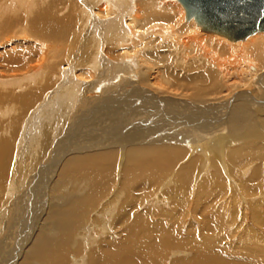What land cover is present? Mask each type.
Wrapping results in <instances>:
<instances>
[{"label": "bare ground", "instance_id": "6f19581e", "mask_svg": "<svg viewBox=\"0 0 264 264\" xmlns=\"http://www.w3.org/2000/svg\"><path fill=\"white\" fill-rule=\"evenodd\" d=\"M35 1L3 0L0 2V16L8 11L22 10L31 19L30 23L27 19L26 24L33 27V34L48 40H59V46L62 47L60 38L67 34L70 27L64 19L49 18L50 10H37ZM79 1L82 7H78L79 16L74 21L77 30L73 37L76 38L80 31L84 32L81 40L85 51L82 64L84 60L87 62L83 64V72H78L75 76L82 78L78 83L67 85V80H63L61 84L59 82L57 87L65 91L58 95V107L55 106L57 108L51 113V118L48 116L52 120L50 122L56 126L63 122V113L72 109L69 108L74 103L70 90L75 86L81 89L78 91L86 90L100 96L98 99L89 97V100H84L83 95L79 98L77 96L80 106L97 105L105 113L128 116L117 121L118 128H114L115 132L108 143L97 141L95 145L89 142L72 145V153L66 152L71 155H64L66 158L55 173L48 172L47 168L59 163L61 159L59 157L60 160L53 162V150L50 149L42 171L33 173L31 170L25 176V173H20L22 153L15 147L17 140L7 135L12 128L7 118L12 107H15L14 104H21L22 109H26L28 105L32 106L34 97L31 95L33 93L30 94V89L20 93L21 95H14L17 93H12L10 83L18 80L36 81L47 62L42 66L41 59L33 60L34 66L29 68L30 73L20 79V76L14 75L18 72V66L11 67V61L21 55L11 57L4 51L0 52V264H263L254 257L256 251L242 253L237 249L239 254L227 250L226 246L224 250L215 245L212 233L221 230V227L213 218L205 215V211L210 209L214 186L209 188L210 184L206 183L194 186L191 184L195 171H200L197 162L201 158H189L190 170H184V166L176 174L171 172L179 161L192 157L193 150L190 149L196 150L198 142L216 140L214 149L208 147L209 152L203 150L205 162L209 161V153L220 161L225 158L228 147L239 142V147L235 150L231 148L233 151L226 153L229 171L235 179L237 175L234 169H246V165L254 164L249 177L254 184L243 186V191L254 194L258 190L256 181L259 183L264 176V144H261L260 135L256 134L258 131L244 134L242 131L245 126L241 122L246 124L251 116L260 117L264 114V38L258 39L255 36L260 32L246 37L245 39L249 38L247 43L243 41L245 39L231 41L218 34L205 33L194 19H186L183 7V10H175L176 0ZM20 20V16L14 18L16 23ZM8 31L7 25H0V42L8 40L5 38ZM177 32L183 36L177 38ZM167 35L171 37L166 39ZM182 45H194L190 56H193V62L187 67L175 65L172 53L165 52L162 58L163 69L159 70L166 77L165 83L179 91L177 95L164 97L162 93L151 91V88L161 90V86L154 82L158 77L155 74L160 77L161 74L155 63L145 61V57L158 58L160 50L176 49ZM143 50L147 52L141 60L139 52ZM42 53L46 52L39 48L36 55L45 56ZM70 61L76 62V56ZM72 65L69 71H78V67ZM233 70L238 74L237 81L229 82ZM7 71L14 76L5 75ZM107 74L114 75L120 81L106 89L98 88L97 85L102 86L100 83ZM39 78L43 77L40 75ZM91 78L96 83L86 84L85 80L89 82ZM83 82L85 85L81 86ZM47 94L41 98L42 103L47 97H51ZM74 95L75 99L77 94ZM47 99L37 109L38 113L42 107H47L50 98ZM98 115L100 114L92 116L96 118ZM34 116L29 117L30 120H35L36 115ZM15 124L18 126L16 121L13 126ZM261 125L264 127V118ZM33 132L30 131V134ZM235 132L243 134L234 135ZM44 139L43 142L46 141ZM248 140L254 142L248 143ZM30 145L31 141L27 143V148ZM116 146L121 149H114ZM29 150L35 156L32 147L25 153ZM121 150L122 153L119 152ZM119 154H123L120 169L117 166ZM32 163H36V157ZM188 165L186 164V168ZM11 166H14L13 172L10 171ZM246 172L244 170V177ZM218 173H215L216 179L213 180L217 187L225 188ZM173 180L176 182L173 183ZM170 187H173L172 191H193L194 197L189 206L196 205V213L204 211L199 231L201 237L195 234L194 227L187 226L184 233L180 231L179 224L163 216L167 212L166 207L174 205L175 210L178 206L174 204V199L170 203L161 198L163 195L166 197ZM155 197L162 201H157ZM176 210L173 212L174 217L184 213L183 206ZM260 216L262 217L261 214ZM257 220L264 224V215L261 220ZM42 228L46 229L41 230ZM116 237L119 238L118 242Z\"/></svg>", "mask_w": 264, "mask_h": 264}, {"label": "rangeland", "instance_id": "374dc122", "mask_svg": "<svg viewBox=\"0 0 264 264\" xmlns=\"http://www.w3.org/2000/svg\"><path fill=\"white\" fill-rule=\"evenodd\" d=\"M2 1L3 0H0V2H2ZM35 3H36V9L37 10H39V9L50 10V13L48 15L49 18L64 19L66 21V23L68 24V26L70 27V29L68 30L66 35L61 36L60 41L63 43V46L60 47L59 46V44H60L59 40H55V41L48 40V38L44 39V38H41L40 36H38L37 34H33L32 33L33 27L29 24L27 26V24H26V20L28 19V16H26L25 13H22V10L8 11V12H5L2 16H0V25L4 23L9 28V31L7 32L6 37H5L8 40L5 42H0V52L4 51L7 56L9 55L11 57H15L16 54L21 55L18 59L11 61V63H12L11 67L18 66V72H16L14 74L15 76H20V79H21V76H25V75L29 74L30 73L29 68H32L34 66L33 60L41 59V61L43 62L42 66L45 64V62H47V65L43 66V70L37 76L39 78V76L41 75V77H43L45 79H43V78L38 79L37 78V80H40V81L33 80L32 81L33 83L30 80H24V81L18 80V82L15 81L14 83H10V87L13 88L12 90L10 88L12 93L13 94L17 93L14 95H17V96L21 95L20 93H24L26 91H29V89H30V94L33 93L31 95L34 97L32 99L35 100V101L33 100V102H31L32 106L28 105V108H26V109H22L23 107L21 106V104H18V105H17V103L14 104L15 107L14 106L12 107V110L10 111V114H9V118H7L10 121V124L12 126V128L9 129V132H8L9 134H7V135H9L11 139L17 140V141H15V143H16L15 147L16 148L18 147L17 149L21 150L22 156L24 155L23 157L21 156L22 160H21L20 167L22 168V170L20 173H22V174L25 173V176L30 174L29 171H31V170H33L32 171L33 173H36L40 170L42 171L45 162L48 160L47 159V153L50 149H51V151L53 150L52 156H51V158L53 159V162H55V161L57 162L59 157L61 159V160L59 159L60 160V161H58L59 163H54V165H51L50 167L47 168V169H49V170H47L48 172L55 173L54 171L55 170L57 171V168L60 166V163L62 161H64V158H66V157H64V155L65 156L71 155L72 145L74 146V144H81L83 142H89V143L95 145L94 143L95 142L97 143V141H98V143H103V144L105 141L108 143L111 139V135L114 134V132H115L114 130L118 128L117 121L123 119V117H125V119H126L128 116V115L121 116V115H118L117 113H114V112H106L107 113L106 114L104 111H100L98 109L99 107H97V105L95 106L96 108L92 105H90L91 107L89 105L88 106L84 105L83 107L80 106V104L77 103V100H78L80 95L84 96V98H83L84 100H86V99L89 100V97H90V99H98V98H100V96L96 93L90 94L86 90L78 91L81 89H78L75 86L76 89L73 87V90L72 91L70 90L71 94L73 93L72 94L73 96L72 95L71 96H72V100L74 101V103H72L73 101L71 100L72 104H71V106H69V108L72 107V109L70 108L68 110V112L63 113V116H64V118H62L63 122H60L59 123L60 125H57V126L55 124H52V122H50L52 120H50L48 116H50V118H51V113H54L53 111L58 107L59 96L61 95L62 92L65 91V89L59 88L57 86H59L63 80L68 81L67 85L73 84L74 82L78 83L80 80H82V78H79L78 76H77L78 77L77 78L75 76L78 74V72H83V70H84L83 64H85L87 62L84 60L83 64H82V57H83V54L85 53V51H83L84 47H83V43L81 40L83 39L82 37L84 36V32L81 33V31H80L76 38L73 37L74 36L73 33L76 32V30H77L76 25L74 24V21L79 16L78 15V7L81 8L82 6L80 5L79 0H43V1L36 0ZM175 7H176L175 10H178V9L183 10L182 6L179 4V2L177 0L175 1ZM36 9H35V11H36ZM13 12H16V13H13ZM17 16L21 17V20L18 23H16L14 21V18H16ZM28 20H29L28 22L30 23L31 19H28ZM58 22H61V20ZM185 22H188V21L185 20ZM125 28H126L125 30L127 32L128 29H127V27H125ZM127 33H129V31ZM176 34H177V38L183 36V35H180L178 32ZM255 36L258 39L264 38V33L260 32V33L256 34ZM168 37H171V36L167 35L165 38L168 39ZM248 39L249 38H247L243 41L247 43V42H249ZM39 48L43 49L46 52V53H42L45 56L42 57L40 54L38 56L36 55V52L39 50ZM177 48L176 49L160 50L158 52V58H151L150 59V58L145 57L146 59H144L145 61L150 62V63L154 62L156 65V69L161 74V77L158 74H155L158 77L156 80H154V82L156 81L157 84H159L161 86V90H157L154 88H151L150 90L157 92V93H162L164 95V97H166L168 95L175 97L177 95V93L179 92V91L177 92L176 89L170 88L168 86V84L165 83L167 81L166 77L162 75L161 71H159V70L163 69L162 58L165 55V52L166 53L167 52L172 53V59H173V63L175 65L178 64V65L187 67V65L191 64L194 60V59H192L193 56L190 57L191 56V50L194 49V45H189V46L182 45V46H179ZM80 50H82V51H80ZM146 52L147 51H144V50L139 52V54H141L140 55L141 60H143L142 59V58H144L143 55ZM60 54H62V55H60ZM75 56H76V62L78 61L77 63L75 61H70V59L72 60L73 58H75ZM64 58H67V59H64ZM36 63H38V62H36ZM66 63L69 65H67ZM72 64H75L76 67H78V71L75 69L73 72L69 71V69L72 68V66H73ZM133 64H134V62H133ZM69 66H71V67H69ZM59 67H60V71H59ZM133 69H135V68H133ZM20 70H22V71H20ZM134 71H135V73L137 72L136 70H134ZM146 72L149 73L148 70ZM5 73H6L5 75H8V74L12 75L11 74L12 72H10V71H7ZM51 74H55L56 76L55 75L53 76ZM14 75H12V76H14ZM237 75L238 74L236 73V71L233 70L231 72L229 82H233V80L237 81V79H236ZM113 76L114 75H108V74L106 76H104L103 81H101V83H100V85H102V86L97 85L98 88H105L106 89L110 86L112 87V85H114L115 83H118L120 81V80H116V78H114ZM58 77H60V78H58ZM222 80H223V78H222ZM224 80H225V78H224ZM51 81H52V83H51ZM123 81H121V82H123ZM19 82H20V85H19ZM35 82H37V84ZM38 82L41 84L39 85ZM59 82H60V84H59ZM85 82H86V84L88 83L89 85H91V84L94 85L96 83V81H94V78H91V81L89 80V82H87L85 80ZM85 82H83L84 84L81 86H84ZM44 83L45 84L47 83V84L45 85ZM47 85H48V87H46ZM122 86H123V84H122ZM55 87H56V89H55ZM16 88H17V90H16ZM37 88H39V89H37ZM51 88H52V90H51ZM34 89L37 91V93ZM44 89H46L45 92H44ZM59 89H60V91H59ZM61 90H63V91H61ZM84 91H85V93H84ZM46 92H49L48 94L51 95V97H47L48 99L46 98L47 100H49V98H50V100L48 101L49 103H47V107H46L47 109L42 107V109L44 108L46 110L41 109L44 113L41 110L38 113L37 109L46 101V99H45L44 102L42 103V100H41V98L43 99L44 94H47ZM52 92H54V93H52ZM58 93H60V94H58ZM75 93L77 95H76V98L74 99L73 97L75 96L74 95ZM93 95H95V96H93ZM77 96H78V98H77ZM56 98L58 99V101H56L57 100ZM49 104H51V106ZM34 105H36V107H34ZM55 106H57V107H55ZM86 107H88V108H86ZM92 107H94V109L92 111H90V109ZM31 108H33V109H31ZM74 109L77 111V113H75ZM98 113L100 115H98V117H96V118L95 117L93 118L92 115H94V114L96 115ZM26 115H27V117H26ZM34 115H36V119L30 120V118L35 117ZM115 115H117V116H115ZM68 116H69V118H67ZM28 118L30 120L29 124H27L29 121ZM87 118L88 119L90 118V119L87 120ZM98 118H99V120H98ZM263 118H264V114L261 115L260 117H256L254 115V116H251L250 120H248L246 124L244 121L241 122L243 127L245 126V130L242 131L244 134H246L248 132H249V134H254L256 131H258V132H256V134L260 135L261 144H264V127L261 125V121ZM69 119H70V121H69ZM94 119H95V121H93ZM103 119H104V121H103ZM111 119L112 120L115 119V121L114 120L112 121ZM106 120H108V121H106ZM14 121H16L18 126H16V124L14 125L15 127L13 126ZM102 121H103V124H102ZM48 122H49V124H48ZM85 122H86V124H85ZM61 123H62V126H61ZM100 123H101V126H100ZM40 124H41V126H40ZM66 124H67V128H66ZM97 124H99V125H97ZM104 124L107 126H105ZM111 124H113V125H111ZM24 125H28L29 127L24 126ZM36 125L38 127H36ZM33 126H34V129H33ZM55 127H57V128H55ZM25 129L27 131V134L23 135V133H26V131L24 132ZM94 129H97V130H94ZM110 129L113 131H111ZM35 130H36V132H35ZM63 130H65L67 132H65ZM98 130H99V132H97ZM30 131L33 132L34 134L33 133L30 134ZM102 131H104L105 134ZM77 132H78V134H77ZM242 132H239V133L235 132L234 135L241 134ZM128 133H126V134H128ZM59 134H60V136H59ZM34 136H36V137H34ZM38 136L40 138H38ZM42 136H44V137L42 138ZM30 137H32V138H30ZM50 138H52V139H50ZM32 139L33 140L35 139V140L33 141ZM43 139L46 141L43 142L42 141ZM30 141H31V145H32V143H33V145L32 146L30 145L29 147L34 148L35 156H32V152L30 150L27 151V154L25 153L26 150L29 149V147L27 148V143ZM40 142H41V145H40ZM42 142H43V144H42ZM215 142H216V140H212V139L208 142H207V140L198 142L199 144L197 143L195 145V146H197L196 150L190 149L188 147L187 148L188 150L189 149L193 150V151H191L192 157H188V158L186 157L187 159L185 158L184 159L185 161L184 160L179 161L178 165L171 172L176 174L179 168H181V167L184 168V166L186 168V164L188 165L189 160L190 159L192 160L194 158V156L200 157L201 158L200 161L197 162V165L199 166L200 171L199 170L195 171L194 179H193L191 184H192V186H194L198 183L199 184L200 183H203V184L206 183L208 185L210 184L209 188H211V186H214V187H212V189H213V191H215L214 193H216V195H214V193L211 194L212 198L210 199V206H209L210 209L208 211L207 210L205 211V213H206L205 215H208L209 218H213V221L217 222V225H219V228L221 227L220 228L221 230L218 229L216 231H213V233H212V237L215 240V245L217 247H220L221 249H224V250L227 247V250H230V251H233L236 253H239L237 251V249L241 250L242 253L246 252V251H249V253H252V252L254 253V251H256V253H254L255 254L254 257H256L260 263L264 264V224H261L260 223L261 221L257 220V219L261 220V218L264 215V176L260 178L259 183H258V181L254 180L257 182V184H255V185H257V189H258L254 194H251L248 192L245 193L243 191V186H250L251 183L254 184L253 182H250L251 179L249 177H250V174L252 173V168L255 165L254 164H252V165L248 164V165H246V169L243 167H242L243 169L241 167H237L236 169H234V171L237 175V178L234 179L232 177V173H230L229 168H228L230 166V165L228 166V164H229L228 160H226L225 158H227L226 153L232 152L233 149L235 150L237 147H239L238 144L240 145V143L239 142L232 143V145L228 147V149L225 153V158L220 159V161H217V158H215L213 156V154L209 153V156H210V158L208 157L209 161L207 160V162H205V158L202 155L203 150L208 151V147L209 148L213 147V149H214L216 147L214 144ZM246 142L251 143L254 141L248 140ZM242 143L243 142H241V144ZM34 144H35V146H34ZM64 146H66V147H64ZM184 146H183V148H185ZM23 147H25V148H23ZM116 147H113V148L117 149V150L121 149V148H118V146H116ZM231 148H233V149H231ZM65 149H67V151ZM229 150H231V151H229ZM15 151H17V150L15 149ZM66 152L67 153L71 152V153H69V155H68ZM119 152L122 153V150ZM28 153L30 155H28ZM122 156H123V154H119V158H118V162H117V166L119 169H120L121 164H122V161L120 159ZM35 157H36V163L34 164V163H32V160L35 159ZM28 158H31V159H28ZM44 158H46V159L44 160ZM203 158H204V160H203ZM211 158H213L214 161H212ZM218 158H220V157H218ZM119 159L121 161L120 164H119ZM28 160H30V161H28ZM53 162H52V164H53ZM30 164H31V166H30ZM188 167H189V165L187 166L186 169L184 168V170H190V168L188 169ZM240 168H241V170H240ZM244 170L247 171L245 177L243 176ZM10 171L11 172L14 171V166H11ZM217 171H219V173ZM27 172H28V174H27ZM215 173H218V175L221 176V178L223 179V182L226 186L225 187L226 189L224 187L219 188L216 186L215 180H213V178H215L214 177ZM220 173H221V175H220ZM211 175H213V177ZM240 176H243V177H240ZM234 177H236V176H234ZM174 182H176V181L173 180V183ZM212 182H214L213 184H215V185H212ZM247 184H250V185H247ZM175 185H176V183H175ZM199 188H201V187H199ZM172 189H173V187H170L168 193L166 194V197H165V195H163L161 198L170 201V203L173 202V199H174V204L178 205V206L174 210L175 206L169 205L168 207H166V210H165V211H167L166 212L167 214L165 213L163 216L166 217L167 220L172 219L174 221V223L176 222L177 224H179L180 231L186 230L187 226L188 227H194V231H196L195 234H197L199 237H201V232H199V231H201V229H200L201 228V218H204L203 217L204 211H200V213L198 211L196 213V210H195L196 205L195 206L194 205L189 206L190 200L194 197L193 191H191L189 193H185V191H183V190L177 189V191L176 190L172 191ZM49 194L52 196V192H50ZM45 197H46V195H45ZM158 197H155V199L157 201L160 200V198H158ZM214 197H215V200H214ZM160 201H162V199ZM175 202H177V204ZM180 206L184 207V213L181 216L174 217L175 215L173 212H176L177 211L176 209H179ZM171 207L173 208L174 211L171 210L172 209ZM157 213L160 214L159 211ZM194 214H195V217H196V214H198L196 218L194 217ZM260 214L262 215V217L260 216ZM254 215H255V217L256 216L257 217L255 218ZM258 216H259V218H258ZM38 222H41V220H39ZM43 229H46V228H42L41 230H43ZM185 232L186 231H184V233ZM117 239L119 240V238L116 237V239H115L118 242ZM224 246H226V247L224 248Z\"/></svg>", "mask_w": 264, "mask_h": 264}, {"label": "water", "instance_id": "95a60500", "mask_svg": "<svg viewBox=\"0 0 264 264\" xmlns=\"http://www.w3.org/2000/svg\"><path fill=\"white\" fill-rule=\"evenodd\" d=\"M187 20L231 41L264 32V0H178Z\"/></svg>", "mask_w": 264, "mask_h": 264}]
</instances>
